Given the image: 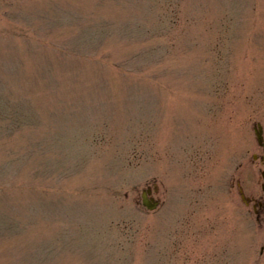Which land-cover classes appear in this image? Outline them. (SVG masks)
<instances>
[{
  "label": "rangeland",
  "instance_id": "374dc122",
  "mask_svg": "<svg viewBox=\"0 0 264 264\" xmlns=\"http://www.w3.org/2000/svg\"><path fill=\"white\" fill-rule=\"evenodd\" d=\"M257 122L264 0H0V264H264Z\"/></svg>",
  "mask_w": 264,
  "mask_h": 264
},
{
  "label": "flooded vegetation",
  "instance_id": "af4514ba",
  "mask_svg": "<svg viewBox=\"0 0 264 264\" xmlns=\"http://www.w3.org/2000/svg\"><path fill=\"white\" fill-rule=\"evenodd\" d=\"M255 133L258 132L261 135V143L258 142L260 147L264 151V140H263V129L260 123H255L254 125ZM264 154L260 156L262 162ZM256 158V157H255ZM263 171V170H262ZM261 171V173H262ZM238 188V223L243 225L245 223V215L248 216L250 223L256 226L264 225V182L260 184V189L254 188L253 185H245V181L241 180L237 182ZM247 221V220H246Z\"/></svg>",
  "mask_w": 264,
  "mask_h": 264
},
{
  "label": "water",
  "instance_id": "95a60500",
  "mask_svg": "<svg viewBox=\"0 0 264 264\" xmlns=\"http://www.w3.org/2000/svg\"><path fill=\"white\" fill-rule=\"evenodd\" d=\"M256 136H257V140L259 143H261V135L260 133L256 132ZM264 146V145H263ZM254 157H256L254 155ZM263 160H264V157H262ZM262 176H263V179H264V170L262 171ZM148 193H149V189H145L143 192H142V195H141V202L144 206H146L147 209H153L156 207L157 205V200H154L152 199L151 197L148 196Z\"/></svg>",
  "mask_w": 264,
  "mask_h": 264
}]
</instances>
